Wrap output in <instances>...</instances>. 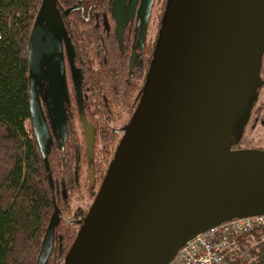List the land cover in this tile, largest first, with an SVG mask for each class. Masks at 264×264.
<instances>
[{"label": "water", "instance_id": "1", "mask_svg": "<svg viewBox=\"0 0 264 264\" xmlns=\"http://www.w3.org/2000/svg\"><path fill=\"white\" fill-rule=\"evenodd\" d=\"M51 3L43 0L28 43L31 123L46 165L50 139L35 79L41 38L52 115L65 137L61 21L46 11ZM263 52L264 0L167 1L140 103L63 264H168L212 226L264 215V151L228 153ZM84 132L90 148L88 125ZM54 237L52 219L36 264L47 263Z\"/></svg>", "mask_w": 264, "mask_h": 264}, {"label": "trees", "instance_id": "2", "mask_svg": "<svg viewBox=\"0 0 264 264\" xmlns=\"http://www.w3.org/2000/svg\"><path fill=\"white\" fill-rule=\"evenodd\" d=\"M54 1L60 9L75 2ZM42 3L0 0V264H36L52 219L54 245L46 264L64 263L118 148L114 129L136 110L135 97L117 94L119 82L114 80L116 89L111 88L108 100L113 108H106L103 114L98 108H69L65 115L67 140L57 135L54 124L44 115L43 129L50 139L46 165L29 106L28 43ZM78 17L74 12L69 19ZM80 21L73 23L80 26ZM150 61L151 56L148 73ZM82 118L95 132L91 153ZM49 175L59 185L58 197ZM238 249L226 255L228 264H264V230L239 239Z\"/></svg>", "mask_w": 264, "mask_h": 264}, {"label": "flooded vegetation", "instance_id": "3", "mask_svg": "<svg viewBox=\"0 0 264 264\" xmlns=\"http://www.w3.org/2000/svg\"><path fill=\"white\" fill-rule=\"evenodd\" d=\"M167 1L75 0L69 8L60 9L55 1L48 6L46 11L49 15L56 17L58 13L61 21L58 26V36L61 40L62 62L57 58L56 68L58 92L65 120L64 138L52 115L53 106L46 73L43 38L39 42L35 79L38 108L43 118L44 115L48 116L54 124L59 137L67 140L65 115L69 108H98L103 111L101 114L106 108H113L108 100L112 90L116 89L114 80L119 82V90L116 93L121 96H134V106L137 109L148 77V58L151 56V61L153 59ZM74 6H78L77 10L64 14ZM74 12H77L79 17L70 20L69 16ZM75 20H81L80 26L74 25ZM56 21L58 24L57 18ZM73 30L76 34L72 33ZM258 78L252 104L244 116L242 129L239 130V124L235 129L233 128V133L237 134V137L231 142L229 138L228 153L264 151V134L259 135L252 145L246 140L249 139L247 132L252 133L258 129L264 131V52L259 65ZM132 117L133 114L125 117L114 129L120 141L119 145ZM239 121L241 122L242 119ZM86 125L90 127L92 134L90 148L84 132ZM82 128L87 149L91 153L95 132L84 118H82ZM52 185L53 192L58 197L59 185L53 180Z\"/></svg>", "mask_w": 264, "mask_h": 264}, {"label": "built area", "instance_id": "4", "mask_svg": "<svg viewBox=\"0 0 264 264\" xmlns=\"http://www.w3.org/2000/svg\"><path fill=\"white\" fill-rule=\"evenodd\" d=\"M259 229L264 230V215L212 226L188 240L168 264H228L226 255L239 251L238 240Z\"/></svg>", "mask_w": 264, "mask_h": 264}, {"label": "rangeland", "instance_id": "5", "mask_svg": "<svg viewBox=\"0 0 264 264\" xmlns=\"http://www.w3.org/2000/svg\"><path fill=\"white\" fill-rule=\"evenodd\" d=\"M50 1L54 3V0H50ZM247 134H248L247 136L249 139H246V140L249 143V145H252L254 142H256L259 135L264 134V131H262L261 129H258V131H254L252 133L247 132Z\"/></svg>", "mask_w": 264, "mask_h": 264}]
</instances>
